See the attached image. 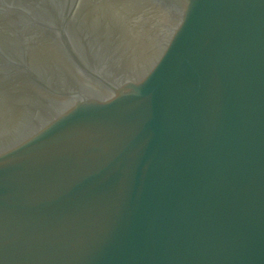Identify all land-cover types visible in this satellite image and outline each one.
Masks as SVG:
<instances>
[{"label":"water","instance_id":"95a60500","mask_svg":"<svg viewBox=\"0 0 264 264\" xmlns=\"http://www.w3.org/2000/svg\"><path fill=\"white\" fill-rule=\"evenodd\" d=\"M0 264H264V0H0Z\"/></svg>","mask_w":264,"mask_h":264}]
</instances>
